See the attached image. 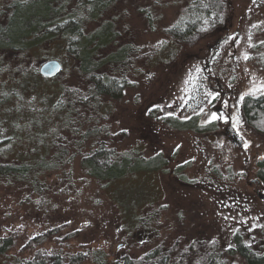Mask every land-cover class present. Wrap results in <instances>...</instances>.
<instances>
[{"label":"rangeland","instance_id":"obj_1","mask_svg":"<svg viewBox=\"0 0 264 264\" xmlns=\"http://www.w3.org/2000/svg\"><path fill=\"white\" fill-rule=\"evenodd\" d=\"M9 1L0 0V9ZM221 2L219 22L203 23L186 39L170 27L190 0H114L89 20L88 30L109 21L116 31L103 56L127 48V60L101 68L124 81L116 97L94 90L60 32L63 20L40 35L34 55L0 50V88L17 84L25 98L4 113L16 136L2 149L50 165L24 179L0 175V237L15 238L0 264L39 250L94 253L112 264L158 244L173 248L180 264H200L208 249L228 264H248L232 249L236 232L264 252V181L257 175L264 131L241 109L245 94L264 92V0ZM49 58L62 62L58 74L29 83L19 75ZM164 114L196 115L208 128L173 127ZM12 130L0 122V138ZM94 142L146 156L162 151L170 162L99 178L81 161Z\"/></svg>","mask_w":264,"mask_h":264},{"label":"trees","instance_id":"obj_2","mask_svg":"<svg viewBox=\"0 0 264 264\" xmlns=\"http://www.w3.org/2000/svg\"><path fill=\"white\" fill-rule=\"evenodd\" d=\"M58 0H10L0 9V50L6 52H26L34 55L31 50L36 48L39 37L48 33L56 23L63 20L60 32L68 44V50L79 61L84 73L90 74L94 90L99 94H109L114 97L120 95L124 81L117 76L101 72V68L108 62H124L127 60V48L122 46L115 52L103 56V48L109 46L114 40L116 31L112 24L106 21L93 30H88L86 24L89 20L97 19L110 6L114 0H76V4L68 6L69 0L57 4ZM67 4V5H66ZM221 0H190L185 14L175 21L170 29L177 38L186 39L196 33L203 23H217L222 14ZM54 28V29H55ZM59 30V29H58ZM114 33H113V31ZM259 61L264 65V55ZM6 63L0 62V69ZM26 82L41 76L40 71L29 72L19 70ZM58 74V73H57ZM43 75V74H42ZM24 80V79H23ZM26 85L24 86H27ZM22 85V84H21ZM23 86V87H24ZM20 87V88H19ZM4 91L0 93V104L4 106L0 115L1 126H10L13 132L0 138V175L13 176L24 179L34 171L46 169L44 158L22 159L13 158L2 148L12 143L16 136L14 124L3 123L4 113L21 107L24 102V88L15 84L1 85ZM8 105H10L8 107ZM241 109L245 119L264 131V92L247 93L241 102ZM164 121L173 127L196 128L205 130L206 124H201L196 115L179 117L174 114H164ZM9 149V148H7ZM82 165L89 173L99 178L114 179L135 171H154L167 166L170 162L165 153L158 152L150 156L138 154L133 151L117 150L105 142H94L90 150L83 153ZM257 175L264 181V158L259 160ZM15 243L12 235L0 237V255L5 254ZM234 252H239L248 264H264V252L253 248L243 237L241 232L234 235ZM173 248L165 244L156 245L140 255L125 254L112 264H180L174 260ZM87 257H91L97 264H108L106 259L97 260L94 253L78 252L74 254L53 251H37L29 258H18L13 264H82ZM203 264H228L222 253L214 249L204 251ZM202 262L200 264H202Z\"/></svg>","mask_w":264,"mask_h":264},{"label":"water","instance_id":"obj_3","mask_svg":"<svg viewBox=\"0 0 264 264\" xmlns=\"http://www.w3.org/2000/svg\"><path fill=\"white\" fill-rule=\"evenodd\" d=\"M62 68V62L58 58L46 59L40 66V73L45 76H54Z\"/></svg>","mask_w":264,"mask_h":264},{"label":"snow or ice","instance_id":"obj_4","mask_svg":"<svg viewBox=\"0 0 264 264\" xmlns=\"http://www.w3.org/2000/svg\"><path fill=\"white\" fill-rule=\"evenodd\" d=\"M245 58H247V57H245ZM209 95H211V93H209ZM217 118H218V117H217L215 114L212 115V119H213V120H215V119H217Z\"/></svg>","mask_w":264,"mask_h":264}]
</instances>
